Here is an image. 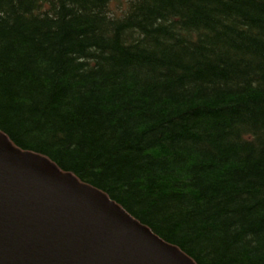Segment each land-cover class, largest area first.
<instances>
[{
    "label": "trees",
    "instance_id": "obj_1",
    "mask_svg": "<svg viewBox=\"0 0 264 264\" xmlns=\"http://www.w3.org/2000/svg\"><path fill=\"white\" fill-rule=\"evenodd\" d=\"M0 130L196 264H264V0H0Z\"/></svg>",
    "mask_w": 264,
    "mask_h": 264
},
{
    "label": "water",
    "instance_id": "obj_2",
    "mask_svg": "<svg viewBox=\"0 0 264 264\" xmlns=\"http://www.w3.org/2000/svg\"><path fill=\"white\" fill-rule=\"evenodd\" d=\"M0 264H196L103 191L0 130Z\"/></svg>",
    "mask_w": 264,
    "mask_h": 264
}]
</instances>
